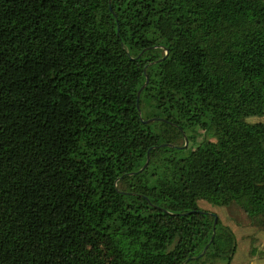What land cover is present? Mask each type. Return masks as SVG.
I'll return each mask as SVG.
<instances>
[{"label":"trees","instance_id":"trees-1","mask_svg":"<svg viewBox=\"0 0 264 264\" xmlns=\"http://www.w3.org/2000/svg\"><path fill=\"white\" fill-rule=\"evenodd\" d=\"M262 116L264 0H0V264H230Z\"/></svg>","mask_w":264,"mask_h":264},{"label":"rangeland","instance_id":"rangeland-1","mask_svg":"<svg viewBox=\"0 0 264 264\" xmlns=\"http://www.w3.org/2000/svg\"><path fill=\"white\" fill-rule=\"evenodd\" d=\"M250 121L264 122V116ZM199 206L215 214L222 224L233 231L237 249L230 264H264V233L253 227L238 207H212L205 202H199Z\"/></svg>","mask_w":264,"mask_h":264},{"label":"water","instance_id":"water-1","mask_svg":"<svg viewBox=\"0 0 264 264\" xmlns=\"http://www.w3.org/2000/svg\"><path fill=\"white\" fill-rule=\"evenodd\" d=\"M147 81H148V79L146 78V81H145V84L144 85L147 84ZM145 122H148V121H145ZM184 142H185L184 146H186L187 143H188L186 137H184ZM211 215H213V214H211ZM213 216H214V222H216V215H213Z\"/></svg>","mask_w":264,"mask_h":264}]
</instances>
